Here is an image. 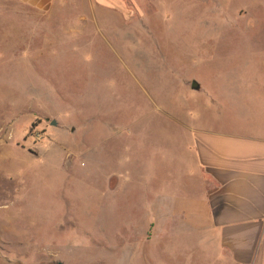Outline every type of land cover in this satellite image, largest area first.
<instances>
[{"label":"rangeland","instance_id":"rangeland-1","mask_svg":"<svg viewBox=\"0 0 264 264\" xmlns=\"http://www.w3.org/2000/svg\"><path fill=\"white\" fill-rule=\"evenodd\" d=\"M263 97L264 0H0V264H189L192 129Z\"/></svg>","mask_w":264,"mask_h":264},{"label":"crops","instance_id":"crops-1","mask_svg":"<svg viewBox=\"0 0 264 264\" xmlns=\"http://www.w3.org/2000/svg\"><path fill=\"white\" fill-rule=\"evenodd\" d=\"M14 1L39 12L62 2ZM256 103L263 106L258 127L192 129L190 149L204 179L206 211L196 214L200 224L183 230L192 240L197 236L189 264H264V97Z\"/></svg>","mask_w":264,"mask_h":264},{"label":"water","instance_id":"water-1","mask_svg":"<svg viewBox=\"0 0 264 264\" xmlns=\"http://www.w3.org/2000/svg\"><path fill=\"white\" fill-rule=\"evenodd\" d=\"M53 124H55V122ZM58 264H63V263L59 262Z\"/></svg>","mask_w":264,"mask_h":264}]
</instances>
